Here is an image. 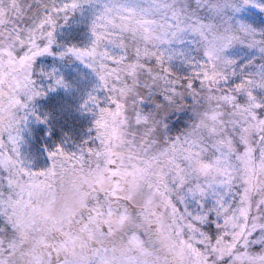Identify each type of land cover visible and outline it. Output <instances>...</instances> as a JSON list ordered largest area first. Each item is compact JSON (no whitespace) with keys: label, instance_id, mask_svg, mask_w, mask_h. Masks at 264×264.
<instances>
[{"label":"snow or ice","instance_id":"snow-or-ice-1","mask_svg":"<svg viewBox=\"0 0 264 264\" xmlns=\"http://www.w3.org/2000/svg\"><path fill=\"white\" fill-rule=\"evenodd\" d=\"M0 264H264V0H0Z\"/></svg>","mask_w":264,"mask_h":264}]
</instances>
